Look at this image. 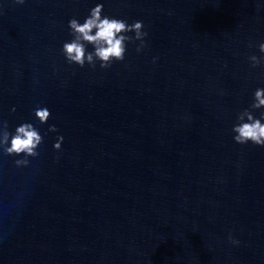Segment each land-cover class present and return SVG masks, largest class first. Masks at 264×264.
<instances>
[{
	"label": "water",
	"instance_id": "water-1",
	"mask_svg": "<svg viewBox=\"0 0 264 264\" xmlns=\"http://www.w3.org/2000/svg\"><path fill=\"white\" fill-rule=\"evenodd\" d=\"M98 4L144 47L69 64V21ZM261 43L264 0H0V126L43 138L26 167L0 149V264H264V147L232 131Z\"/></svg>",
	"mask_w": 264,
	"mask_h": 264
},
{
	"label": "clouds",
	"instance_id": "clouds-1",
	"mask_svg": "<svg viewBox=\"0 0 264 264\" xmlns=\"http://www.w3.org/2000/svg\"><path fill=\"white\" fill-rule=\"evenodd\" d=\"M25 0H15L16 4H23ZM103 5L98 4L90 10L88 17L81 24L76 18L69 21L68 27L73 39L66 42L62 48V54L69 64L84 67L85 63L95 68L96 62H100L102 69L111 67L113 61H123L125 58L126 45L140 42L136 51L144 47V38L147 33L143 31V22L138 21L129 25L126 21L108 16H102ZM94 33V34H93ZM134 33V36L128 35ZM86 45H92L94 51L88 52ZM259 51L264 53V43L259 45ZM252 67H258L261 60L256 56L249 57ZM264 109V89H257L254 93V103L250 108L238 114L237 124L232 131L235 133L234 141L245 145L251 142L253 145L264 147V112L260 118H256L253 112ZM15 111V109H13ZM40 124H45L50 118V112L46 108H38L34 113ZM7 122L0 126V149L7 156H23V159L15 160L17 167H26L29 157L36 158L39 153L37 148L43 143L39 131L30 123L18 126L14 134L9 133ZM49 132H56V127L50 126ZM54 144L56 151L61 150L63 137H57ZM10 142V146H9ZM229 241L238 244V241Z\"/></svg>",
	"mask_w": 264,
	"mask_h": 264
}]
</instances>
